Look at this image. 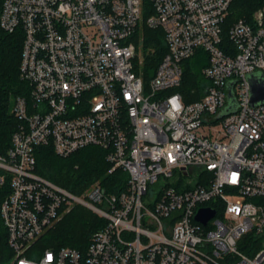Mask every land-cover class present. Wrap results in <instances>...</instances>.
Listing matches in <instances>:
<instances>
[{"label": "built area", "instance_id": "2783aa9c", "mask_svg": "<svg viewBox=\"0 0 264 264\" xmlns=\"http://www.w3.org/2000/svg\"><path fill=\"white\" fill-rule=\"evenodd\" d=\"M232 2L0 0L1 27L23 35L30 87L0 153V264H264V103L252 104L248 80L264 73V6L231 23L227 44ZM144 22L167 44L151 73L135 41ZM198 49L210 83L187 101L182 62ZM233 80L237 110L218 117ZM93 145L107 151L110 173H128L127 189L96 181L76 193L38 171L42 146L68 156ZM75 205L105 219L86 251L42 248ZM203 207L217 211L206 223L196 218Z\"/></svg>", "mask_w": 264, "mask_h": 264}, {"label": "trees", "instance_id": "16d2710c", "mask_svg": "<svg viewBox=\"0 0 264 264\" xmlns=\"http://www.w3.org/2000/svg\"><path fill=\"white\" fill-rule=\"evenodd\" d=\"M261 6H264V0H233L225 27V43H231L228 36L231 23L241 18L251 22L254 12ZM148 15L147 9L144 12V19ZM136 37L143 45L145 69L151 73L155 71L167 51L164 31L160 28H151L144 22ZM22 49L21 32H8L0 25L1 154L7 152L11 145L12 134L19 125V120L13 111L14 101L19 95L30 93L29 84L20 76ZM209 60L208 52L198 49L193 56L182 62L183 79L178 89L187 101L197 100L205 93L210 81L203 74V69L209 64ZM37 159L38 171L42 175L76 193L88 188L96 181H100L110 193H119L128 186V173L123 169L110 173L111 165L107 160V151L99 146H88L68 156L58 155L51 146H42L38 151ZM7 192L6 188L0 187V206ZM104 224L105 219L91 209L75 205L45 233L40 245L42 248L72 246L85 252L93 233ZM2 241L5 244L6 241Z\"/></svg>", "mask_w": 264, "mask_h": 264}, {"label": "water", "instance_id": "95a60500", "mask_svg": "<svg viewBox=\"0 0 264 264\" xmlns=\"http://www.w3.org/2000/svg\"><path fill=\"white\" fill-rule=\"evenodd\" d=\"M248 80L251 86V102L254 105H259L264 103V73L261 70L254 71L248 75ZM236 80H233L229 83V93L227 96L228 105L225 109L219 114L218 117L227 115L233 111L237 110L238 104L236 96L232 90ZM217 214V211L211 207L200 208L196 218L203 223H206L210 218L214 217Z\"/></svg>", "mask_w": 264, "mask_h": 264}, {"label": "rangeland", "instance_id": "374dc122", "mask_svg": "<svg viewBox=\"0 0 264 264\" xmlns=\"http://www.w3.org/2000/svg\"><path fill=\"white\" fill-rule=\"evenodd\" d=\"M135 41L137 42V44L138 45H140V47H141V49H142V51H143V45H142V43H140V39L137 37L136 39H135ZM143 55H144V53H143ZM220 128H219V125H216V126H214V129L213 128H211V125H209V124H206L205 126H204V130L206 131V133H212L213 135H214V137H217V136H220L221 134H219L218 133V130H219ZM87 208V207H86ZM1 213V212H0ZM1 215V214H0ZM0 218H1V223H0V232L3 234V233H5V224H4V221H3V218L0 216Z\"/></svg>", "mask_w": 264, "mask_h": 264}, {"label": "clouds", "instance_id": "9594fccd", "mask_svg": "<svg viewBox=\"0 0 264 264\" xmlns=\"http://www.w3.org/2000/svg\"><path fill=\"white\" fill-rule=\"evenodd\" d=\"M233 182H236L237 180V175L234 174L232 177ZM52 258V254L51 253H47L46 254V260H50ZM21 264H27V262H21Z\"/></svg>", "mask_w": 264, "mask_h": 264}]
</instances>
